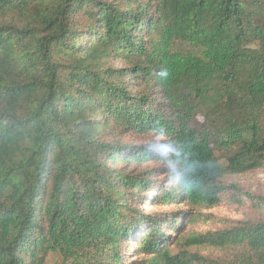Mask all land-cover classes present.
I'll return each instance as SVG.
<instances>
[{"label":"trees","instance_id":"1","mask_svg":"<svg viewBox=\"0 0 264 264\" xmlns=\"http://www.w3.org/2000/svg\"><path fill=\"white\" fill-rule=\"evenodd\" d=\"M263 167L264 0H0V264H264Z\"/></svg>","mask_w":264,"mask_h":264},{"label":"rangeland","instance_id":"2","mask_svg":"<svg viewBox=\"0 0 264 264\" xmlns=\"http://www.w3.org/2000/svg\"><path fill=\"white\" fill-rule=\"evenodd\" d=\"M126 139L130 142L139 141L134 138ZM222 183L226 186H235L241 195L234 197L235 200L224 198L219 205L199 211L201 216L188 224L185 235L220 232L239 222H254L264 219V201L258 200L264 199V167L242 175L227 176L223 178ZM248 196L251 198L249 199ZM141 210L143 213H162L176 211V208L148 205ZM185 247L191 253L214 261H217L222 255L220 250L213 249L207 241ZM47 264H56V259L48 260Z\"/></svg>","mask_w":264,"mask_h":264}]
</instances>
